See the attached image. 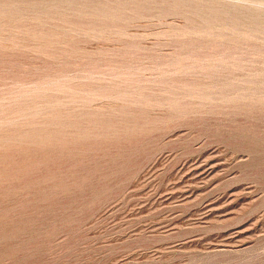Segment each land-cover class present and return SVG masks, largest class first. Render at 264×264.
I'll return each mask as SVG.
<instances>
[{
  "label": "rangeland",
  "instance_id": "obj_1",
  "mask_svg": "<svg viewBox=\"0 0 264 264\" xmlns=\"http://www.w3.org/2000/svg\"><path fill=\"white\" fill-rule=\"evenodd\" d=\"M0 264H264V0H0Z\"/></svg>",
  "mask_w": 264,
  "mask_h": 264
},
{
  "label": "bare ground",
  "instance_id": "obj_2",
  "mask_svg": "<svg viewBox=\"0 0 264 264\" xmlns=\"http://www.w3.org/2000/svg\"><path fill=\"white\" fill-rule=\"evenodd\" d=\"M54 124V123H53Z\"/></svg>",
  "mask_w": 264,
  "mask_h": 264
}]
</instances>
